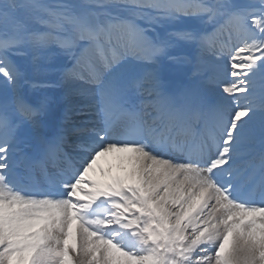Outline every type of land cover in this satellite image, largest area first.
<instances>
[{
    "label": "snow or ice",
    "instance_id": "6c2138e0",
    "mask_svg": "<svg viewBox=\"0 0 264 264\" xmlns=\"http://www.w3.org/2000/svg\"><path fill=\"white\" fill-rule=\"evenodd\" d=\"M0 264H264V0H0Z\"/></svg>",
    "mask_w": 264,
    "mask_h": 264
},
{
    "label": "bare ground",
    "instance_id": "6f19581e",
    "mask_svg": "<svg viewBox=\"0 0 264 264\" xmlns=\"http://www.w3.org/2000/svg\"><path fill=\"white\" fill-rule=\"evenodd\" d=\"M122 155H124V154L115 153V154H109L106 157H102L98 166H97V170L94 173L95 177L97 179L106 178L105 173H107L109 169H111L112 174L119 173L120 172V165L121 164L126 165V163H127L126 161L121 160Z\"/></svg>",
    "mask_w": 264,
    "mask_h": 264
},
{
    "label": "rangeland",
    "instance_id": "374dc122",
    "mask_svg": "<svg viewBox=\"0 0 264 264\" xmlns=\"http://www.w3.org/2000/svg\"><path fill=\"white\" fill-rule=\"evenodd\" d=\"M45 2L54 3L56 0H45Z\"/></svg>",
    "mask_w": 264,
    "mask_h": 264
}]
</instances>
